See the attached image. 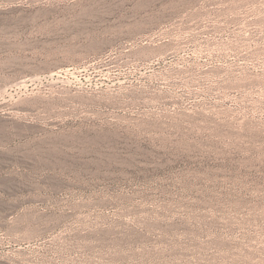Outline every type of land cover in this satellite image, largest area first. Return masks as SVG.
<instances>
[{
	"label": "rangeland",
	"instance_id": "374dc122",
	"mask_svg": "<svg viewBox=\"0 0 264 264\" xmlns=\"http://www.w3.org/2000/svg\"><path fill=\"white\" fill-rule=\"evenodd\" d=\"M0 264H264V0H0Z\"/></svg>",
	"mask_w": 264,
	"mask_h": 264
}]
</instances>
